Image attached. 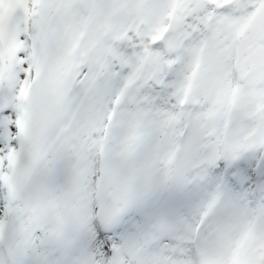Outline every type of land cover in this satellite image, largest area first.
<instances>
[{
    "label": "snow or ice",
    "instance_id": "1",
    "mask_svg": "<svg viewBox=\"0 0 264 264\" xmlns=\"http://www.w3.org/2000/svg\"><path fill=\"white\" fill-rule=\"evenodd\" d=\"M0 264H264V0H0Z\"/></svg>",
    "mask_w": 264,
    "mask_h": 264
}]
</instances>
